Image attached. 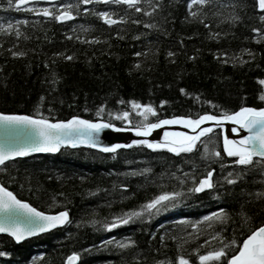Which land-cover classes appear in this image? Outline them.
Returning a JSON list of instances; mask_svg holds the SVG:
<instances>
[{"label": "trees", "instance_id": "obj_1", "mask_svg": "<svg viewBox=\"0 0 264 264\" xmlns=\"http://www.w3.org/2000/svg\"><path fill=\"white\" fill-rule=\"evenodd\" d=\"M157 2L159 7L148 16L124 5H80L78 15L73 9V20L56 22L42 15L17 11L7 7L8 0H0V111L31 114L42 95L45 99L40 111L50 118L66 119L76 114L96 119L95 109L103 103L104 119H110L108 111L127 110L133 123L138 117L126 103L117 104L118 100L151 103L160 118L206 111L218 114L204 101L227 110H236L241 104L264 106L257 99L260 90L257 81L264 79V41L251 38L255 35L251 28L264 29V24L257 18L253 0H206L203 5L193 4L191 9L189 0H148L147 3L141 0L138 7L147 10ZM40 4L35 1V6ZM84 7L90 11L84 13ZM93 9L110 11L117 20L126 19L108 26L92 14ZM189 11L196 15L189 17ZM232 15L239 20L230 21ZM22 20L27 23H15ZM133 20L140 23H132ZM7 24L12 25L11 30L3 27ZM145 24L154 27L145 28ZM16 31L20 36L15 35ZM209 33L219 35L212 39ZM244 48L253 55L241 54L238 60L243 63H220L221 59L231 61ZM11 51L24 55L13 57ZM168 51L174 56L167 57ZM136 52L141 55H133ZM220 52L226 55L214 59L213 53ZM64 55L73 59L64 60ZM189 56L193 59L189 60ZM137 62L139 67H134ZM52 73L58 77L54 88L49 84ZM180 88L190 95H182ZM162 99L167 101L163 106L159 104ZM111 122L117 127H128L119 120ZM213 132L218 138L219 128ZM218 150L222 152L219 142ZM199 155L195 150L177 156L164 150L154 152L133 146L118 149L113 157L81 145L61 147L56 153H32L6 162L0 166L3 186L39 210L54 213L67 209L70 222L19 243L0 234V250L9 253L0 257V264H63L73 251L80 253L77 264H155L156 261L169 264L174 261L178 243L180 251L195 264L192 249L205 240L215 247L217 241L209 237L222 225L201 224L192 238L186 233H193V229L189 224L179 223L182 219L195 222L223 208L228 216L221 233L225 241L234 235L239 239L246 232L238 215L241 211L253 217L249 227L264 220V197L249 196L264 191L261 175L264 168L260 165L250 168L242 180L229 185L222 177L233 171V167L221 169L219 163L209 164L215 169L214 188L188 194L185 192L188 184L181 185L169 173L179 175L177 164L181 171L188 172L192 165L182 160L191 161ZM144 168L150 171L135 176L119 175ZM202 169L200 162L199 170ZM121 183L127 185L126 190L120 189ZM165 190L181 191L180 202L174 207L150 219H134L111 230L100 227L112 215L134 209ZM88 220L97 223H84ZM161 234H164L163 242ZM172 236L177 240L173 241ZM124 238L134 243L124 249L100 243Z\"/></svg>", "mask_w": 264, "mask_h": 264}, {"label": "snow or ice", "instance_id": "obj_2", "mask_svg": "<svg viewBox=\"0 0 264 264\" xmlns=\"http://www.w3.org/2000/svg\"><path fill=\"white\" fill-rule=\"evenodd\" d=\"M145 3L148 0H144ZM206 0H189L188 8L191 9L193 4L203 5ZM116 4L124 5L127 9L140 13L143 11L144 16H148L153 9L158 8L159 4L153 3L147 10H142L138 7L141 0H77L76 4L59 3L57 6L48 0L47 7L35 6V0H8L7 7L16 9L17 11H26L35 15H42L45 18L54 19L56 22L70 21L74 19L73 9H76V14L80 12V5L90 4ZM253 7L256 10L258 20L264 24V0H253ZM84 13H88L90 9L84 7ZM103 24L111 26L117 23H123L126 17H120L119 20L114 19V14L110 11L91 10ZM196 13L189 11L188 16L193 17ZM230 21L239 20V17L232 15ZM16 24L27 23V21H15ZM132 23H140L138 20H133ZM4 28L11 30L12 25L7 24ZM145 28H152L154 25L145 24ZM208 27L207 24L204 25ZM83 30V29H82ZM251 38L254 41H264V29L252 27ZM16 36H20V32H15ZM219 34L209 33V38L215 39ZM121 39L123 37H120ZM137 37H133L136 39ZM83 42V37L79 36ZM95 42V38H93ZM182 46V45H181ZM253 54L249 49H242L241 53L231 57V61L221 59L220 63L244 61L238 60L241 54ZM24 53L20 51H11V56L20 57ZM61 56L62 53H56ZM135 56H140V52L133 53ZM226 53H213V58L225 56ZM167 57H173L172 51L166 52ZM64 60L73 59L72 56L64 55ZM193 59L192 56L188 57ZM47 67V64H45ZM139 67V62L134 65ZM58 77L52 73V79L49 84L55 87ZM259 92L257 99L264 102V79H258ZM179 92L182 95H190L185 92L184 88H180ZM45 99L42 95L35 103L31 114H23L16 112L0 111V132L3 133V139H0V166L5 165L16 157H25L30 153H56L61 147L76 148L85 146L88 148L97 149L102 153H110L113 157L117 154V150L124 148H132L133 146L147 148L152 151L164 150L168 153L179 156L180 154H190L199 151L198 158L191 161L182 160V163H191L192 167L188 172L180 170V165H175L177 173H169L171 178L178 179L181 185L188 184L185 192L188 194L201 193L205 190H212L215 181L213 179L215 169L209 164L219 163L221 169L226 166L233 167V171H229L224 177L225 182L229 185L235 184L238 180H242L244 174L250 168L260 165L264 168V106H245L241 104L236 110H227L220 108L219 105H212L211 101H204L210 107H214L218 114L203 112L194 115H170L167 118H160L157 114V109L151 103H140L135 100L117 101V104L126 103L132 113L138 117L134 123L130 119V112L121 110L118 112L108 111L107 115L110 119H104L105 104L101 103L95 109L94 115L96 119H85L80 115L73 114L66 119L50 118L49 115H44L41 109V102ZM167 101L160 100L161 106ZM85 112L87 108L83 109ZM51 113V110H50ZM152 117V120H149ZM119 120L127 128H117L111 121ZM230 122L233 127L232 133H238L243 129L245 135H240L238 139H230L224 135V123ZM179 125L188 131H170L165 130L159 140L148 139L147 137L154 129L164 126ZM214 128H219L218 138L213 132ZM103 129H113L114 131H128L134 133L141 139H133L130 143H111L102 144L98 141V136ZM218 142L222 144V152L218 150ZM227 158V159H225ZM203 163V169L199 170V163ZM3 171V168H0ZM150 169L144 168L139 172L130 170L127 173H119V175H138L147 173ZM163 175V174H161ZM264 176V171L261 172ZM120 189L126 190L127 185L121 183ZM256 198L264 197V191L249 193V196ZM182 196L181 191H159L150 199L140 204L134 209L123 211L118 215H112L110 219L101 222L100 227L103 230H111L120 225L130 223L134 219H150L153 215L159 214L161 211L174 207L180 202ZM241 221L246 228V232L241 234L238 239L233 236L232 239L225 241L221 233L224 231L223 225L227 223V213L223 208L215 212H210L208 215L200 217L199 220L191 222L181 220L179 223L189 224L193 229V233L186 235L195 238V232L201 224H207L212 227L213 223L222 225L219 231L209 237V240L217 241V245L212 247L208 240L199 244L198 247L192 249V255L195 257V264H264V220L258 221L253 226L249 227V222L253 217H248L241 211L238 213ZM69 215L67 209L56 212H47L39 210L26 200L19 199L7 187L0 185V233H5L13 241L20 242L27 237H32L38 233H44L51 229L63 226L69 223ZM79 223V222H78ZM84 223L95 225L97 221L88 220ZM161 241L164 240V234H161ZM173 241L177 240L176 236L170 237ZM102 245L115 244L116 247L124 249L132 245L134 242L128 238L122 240H101ZM200 249H205L200 251ZM82 251H88L83 249ZM9 253L0 250V257H7ZM43 255V254H41ZM80 253L73 251L64 259L63 264H77ZM31 264V262H30ZM155 264H162L156 261ZM169 264H192L190 259L180 251V244H177V254L174 261H169Z\"/></svg>", "mask_w": 264, "mask_h": 264}, {"label": "water", "instance_id": "obj_3", "mask_svg": "<svg viewBox=\"0 0 264 264\" xmlns=\"http://www.w3.org/2000/svg\"><path fill=\"white\" fill-rule=\"evenodd\" d=\"M43 1L48 3V0H43ZM57 1H60V0H51V3L57 2ZM232 127H233V125L230 122L224 123V135L229 137L230 139H238L240 135L246 134L243 129H240L238 131V133L234 134L231 132ZM165 130L188 131L179 125L164 126L162 128L152 130V132L149 134V136L147 138L152 139V140H159L160 136L163 134V132ZM141 138L142 137H137L134 133H131L128 131H114L113 129H103V130H101L97 139L102 144H111V143L123 144V143H129L133 139H141ZM0 139H3V133L2 132H0ZM13 159H15V158H13ZM0 234H5V233H0ZM38 234H40V233H38ZM17 243H19V242H17Z\"/></svg>", "mask_w": 264, "mask_h": 264}, {"label": "bare ground", "instance_id": "obj_4", "mask_svg": "<svg viewBox=\"0 0 264 264\" xmlns=\"http://www.w3.org/2000/svg\"><path fill=\"white\" fill-rule=\"evenodd\" d=\"M35 1H38L39 3H42V5H45V2L43 0H35ZM41 5V4H40ZM40 5L38 7H40ZM117 127V126H116ZM119 128H127V127H119ZM130 143V142H129ZM0 185H2L0 183ZM27 239V238H26Z\"/></svg>", "mask_w": 264, "mask_h": 264}, {"label": "rangeland", "instance_id": "obj_5", "mask_svg": "<svg viewBox=\"0 0 264 264\" xmlns=\"http://www.w3.org/2000/svg\"><path fill=\"white\" fill-rule=\"evenodd\" d=\"M43 6H44V5H42V4L40 5V7H43Z\"/></svg>", "mask_w": 264, "mask_h": 264}]
</instances>
